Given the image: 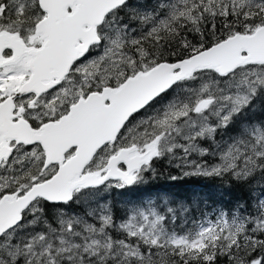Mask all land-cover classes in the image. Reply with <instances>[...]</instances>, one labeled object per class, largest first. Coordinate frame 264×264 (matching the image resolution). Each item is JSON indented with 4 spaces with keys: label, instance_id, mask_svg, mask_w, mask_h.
Here are the masks:
<instances>
[{
    "label": "snow or ice",
    "instance_id": "snow-or-ice-1",
    "mask_svg": "<svg viewBox=\"0 0 264 264\" xmlns=\"http://www.w3.org/2000/svg\"><path fill=\"white\" fill-rule=\"evenodd\" d=\"M0 264H264V0H0Z\"/></svg>",
    "mask_w": 264,
    "mask_h": 264
},
{
    "label": "trees",
    "instance_id": "trees-1",
    "mask_svg": "<svg viewBox=\"0 0 264 264\" xmlns=\"http://www.w3.org/2000/svg\"><path fill=\"white\" fill-rule=\"evenodd\" d=\"M154 167L156 169L154 176L146 177L151 182L150 188L155 191L173 193L178 199L195 198L207 201L210 206L227 207L229 201H234L243 195L240 189L235 187L232 191L226 193L224 188L221 187L225 184V181L198 176H183L180 170L169 167L166 161H158L154 164ZM172 177L176 179H172ZM225 180L230 183L227 178ZM140 195L139 190L135 188L123 191L115 190L109 195L108 202L115 204L117 208H123L125 201L136 200ZM201 208L207 211L204 205H201ZM117 215H120V213L118 212ZM193 216L198 217L199 213L194 212Z\"/></svg>",
    "mask_w": 264,
    "mask_h": 264
}]
</instances>
